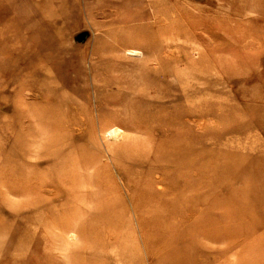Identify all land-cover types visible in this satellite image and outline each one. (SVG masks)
<instances>
[{"label":"rangeland","instance_id":"obj_1","mask_svg":"<svg viewBox=\"0 0 264 264\" xmlns=\"http://www.w3.org/2000/svg\"><path fill=\"white\" fill-rule=\"evenodd\" d=\"M0 264H264V0H0Z\"/></svg>","mask_w":264,"mask_h":264},{"label":"bare ground","instance_id":"obj_2","mask_svg":"<svg viewBox=\"0 0 264 264\" xmlns=\"http://www.w3.org/2000/svg\"><path fill=\"white\" fill-rule=\"evenodd\" d=\"M205 90H203V89H201V90H197V91H194L193 93L194 94H191L192 96L193 95H199V99H198V103L196 104V106L197 107H199V111H204L205 110V107H206V105H205V99H204V95H205ZM185 97V96H184ZM185 100L187 101V98L185 97ZM193 104V103H192ZM191 106V105H190ZM192 107V106H191ZM204 114V113H203ZM202 114V115H203ZM161 118H163L162 116H161ZM160 119V118H159ZM187 154V153H186ZM185 154V155H186ZM251 166H250V168H251V173L252 174H254V175H258L259 174V172H260V170L258 169L259 167V162H257V163H252V164H250ZM244 183H245V185H251V186H258L257 185V183L254 181V180H251V179H248V180H244Z\"/></svg>","mask_w":264,"mask_h":264}]
</instances>
